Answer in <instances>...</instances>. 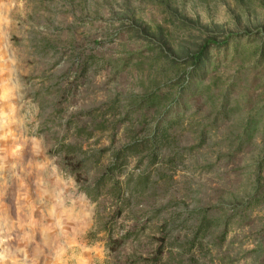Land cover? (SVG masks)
<instances>
[{"label":"rangeland","instance_id":"374dc122","mask_svg":"<svg viewBox=\"0 0 264 264\" xmlns=\"http://www.w3.org/2000/svg\"><path fill=\"white\" fill-rule=\"evenodd\" d=\"M263 26L264 0H0V264H264V192L232 219L264 158V57L241 34ZM209 32L227 49L169 101ZM179 113L156 156L114 159Z\"/></svg>","mask_w":264,"mask_h":264},{"label":"trees","instance_id":"16d2710c","mask_svg":"<svg viewBox=\"0 0 264 264\" xmlns=\"http://www.w3.org/2000/svg\"><path fill=\"white\" fill-rule=\"evenodd\" d=\"M161 31L162 30H159L158 32L159 41L163 40ZM144 33H146L145 30H140V33L138 32V36L136 37H140V39L145 38L146 36L143 35ZM241 34L246 36L250 43H256V45L253 47L254 52L252 55L256 54L260 59H262L264 57V26L260 27L258 30H255V32L249 31L248 29L244 30L241 32ZM230 37H232V34L223 36V33L220 34L216 32H209L198 43H194L190 46V48L183 51L181 62L184 66V69L181 75L176 78V80H174V83L171 85L169 101L173 100L174 102L177 100V98L180 96V90L184 89V85L185 87H187L191 84V82L202 79L205 73V68L211 62L210 55L213 52L220 53L222 50L227 49ZM160 53L164 54V51L161 50ZM177 62V59L169 60V63L172 67H175L177 65ZM150 102L156 104L159 102V100L150 99ZM179 115L180 113L173 118H167L165 120L164 115L161 114L158 117L157 115H155L156 121L149 126L148 135L143 138L142 141H140L138 144H127L117 149L114 155V159H117L122 154L123 159H126V157L128 156H137L138 154L145 151L148 152L151 158H153V156H156L157 152L160 151L168 141L171 135L169 130L179 123ZM254 123L255 122H253V120H248L244 125L243 131L238 132L237 136L235 137V141L238 146L236 147L237 152L240 151L239 147H242L246 143L248 144L252 142L256 132ZM112 166L114 167V165ZM111 167H109V170L111 169ZM261 167H264V158H261L255 166L256 180L254 187L250 191V197L242 202V204L234 205L235 214L232 216V219L235 218V216L239 215L242 210H247L249 207L253 206L255 204V201L258 202L260 199V195L263 194L264 185L260 183ZM112 169L117 170V167ZM212 223L213 220L203 216V218H200L198 222V229L206 230L207 227L213 225Z\"/></svg>","mask_w":264,"mask_h":264},{"label":"crops","instance_id":"0c3cea01","mask_svg":"<svg viewBox=\"0 0 264 264\" xmlns=\"http://www.w3.org/2000/svg\"><path fill=\"white\" fill-rule=\"evenodd\" d=\"M3 223H4V220H2L0 218V250H1V245L7 246V241L9 238L7 234H5V235L1 234V230H3L4 225H6V224L10 225L11 224V219L5 220V224H3Z\"/></svg>","mask_w":264,"mask_h":264}]
</instances>
